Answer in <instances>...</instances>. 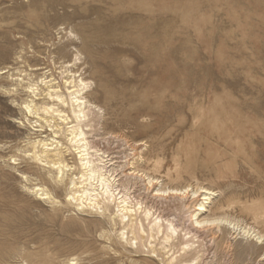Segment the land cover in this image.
Instances as JSON below:
<instances>
[{"label": "rangeland", "instance_id": "rangeland-1", "mask_svg": "<svg viewBox=\"0 0 264 264\" xmlns=\"http://www.w3.org/2000/svg\"><path fill=\"white\" fill-rule=\"evenodd\" d=\"M67 62L98 107V148L120 146L110 136L129 140L141 172L165 188L209 186L219 197L205 216L229 215L264 234V0H0V264H164L174 253L157 258L147 242L130 244L113 210L79 209L69 187L27 156L33 136L16 105L27 96L11 91V78L37 82L51 71L62 82ZM120 177L136 210L142 202L190 240L188 195L153 199L143 178ZM38 185L51 201L29 190ZM215 228L192 232L197 263L264 264L254 235Z\"/></svg>", "mask_w": 264, "mask_h": 264}, {"label": "bare ground", "instance_id": "bare-ground-1", "mask_svg": "<svg viewBox=\"0 0 264 264\" xmlns=\"http://www.w3.org/2000/svg\"><path fill=\"white\" fill-rule=\"evenodd\" d=\"M67 48L69 49V47ZM52 61L54 60L52 59ZM73 65L75 66V64ZM73 65L68 64V62L62 65L61 67L62 82L55 79L51 71L44 72L43 77L37 82H35V80H32L29 77L30 76L29 74H27L29 77L28 80L24 78L27 77V75L26 76L17 75L11 78V80L14 81V85L11 91L17 92L19 90L18 88H20L24 91V93L27 96L26 97L24 95L26 98L24 99L22 97L24 100H22L21 103L16 104L17 106H19V109L23 114L24 122H20L22 124L21 126L24 127L25 125H27L30 129V136L31 135L33 136L29 138L27 143V145H29L31 148L30 151L26 152L27 156L30 157L31 160L35 163L34 166L36 165L37 167L42 168V171L44 170L47 171L46 174H48L49 179L53 183L61 184L63 186L66 185L69 187L70 193L67 196L68 201L74 202L79 209H92L94 211L102 210V212L104 213V214L102 213L103 215L113 210L112 216L122 226V228L120 229V235L123 239L126 238L127 241H130V244L131 242H135V244L138 245L139 242L140 243L139 247L141 248L144 247L146 245L145 243L147 242L149 246V253L152 255L156 254L157 258L168 256L170 255V252L174 251V253L171 256L162 259V262L164 264H194L193 262H196L195 264H201L199 262L197 263V261H199V257L202 254V251L200 249L199 250L195 249L193 243L196 239V234L193 235V233L194 232L199 233L203 231L207 232L209 227H213V226H215L218 231L219 230L226 231L227 229L228 230L231 229L234 232L239 231V234L241 231L244 235L247 236L254 235V238H256L258 243L260 244L264 243V234L256 232V230H254L251 227H247L248 224L244 225L240 221H236V219L235 220L228 219L227 217L229 215H226L227 217L225 218V217H220L221 215L219 214L220 215L219 218L216 217L214 219L207 217L208 215L205 216V214L208 211H210L209 206L213 203L214 197L217 196V192L210 190L208 188L209 186L207 188L198 187L197 189H190L191 186L190 187L185 186V188L182 189H171L170 187L165 188L163 187L162 182L158 180L160 178L156 179L154 175L153 178L141 172L137 168L138 166L137 161L138 160L143 161L144 158L138 155L140 154L141 151L140 149H137L138 146L136 144L135 146L137 147L135 148L134 144L131 145L128 142L129 140L126 141L121 137L119 138L116 136H110L115 140L117 139V141H120L119 142L120 146L112 147L111 150L108 149L103 150L100 149L101 147L98 148L97 146L100 145L96 141L100 140L99 138L101 137L99 136L102 135L104 130L102 119L98 118V116L97 118H94V116L97 115L96 112L99 111L98 107L95 106V104L90 100V94L85 89L86 82H84L82 75L79 74L78 70L76 71L73 70V68H75ZM36 70H44V69L41 68ZM0 73L5 74L6 71H1ZM95 142L98 145H95L96 144ZM114 144L116 145V143ZM110 146L108 147L110 148ZM137 151H139V153L136 155L135 152ZM130 152L132 154L135 153L136 155V156L133 155L135 158H133L132 160L130 159V155H131ZM126 168H128V170H125ZM119 171H121L120 174L118 173ZM122 175L124 179L126 176L138 177L137 179L134 178L135 180H139V177L143 178L144 189L150 194V196L153 197V199L156 198L157 200L158 199L160 200V198H165L167 195L181 196L184 198L187 197L188 195V197L192 199L191 202L189 201L190 204H186V205L187 206L190 205L193 209L192 215L190 214L192 218V224H191L192 228L190 227V229L193 230L192 231L193 233L190 231L185 235H187L188 236L187 239L190 240L187 241L186 243H182L183 240L182 235L180 236L177 234V237L175 236V230L177 228L176 229L174 228L172 222L173 220L171 221L167 219L164 222V224H160L158 220H160L161 218L157 217V215L156 217L154 214L152 215L154 209L152 210L151 208H146L145 206H144L145 208H143V203L142 202L138 203L137 200L135 202L138 203V205H141V207L138 210H136L135 207H133V205L129 202L128 193H127V190L129 191V189H127L124 185L121 186V184H118L119 182L118 178L119 176H121L120 178H122ZM126 180L128 179L126 178ZM129 182L131 183V181ZM130 183L127 185L128 187ZM29 190L32 191L33 193H36L37 196L39 195V197L42 200L51 201L53 199L52 197L53 194L50 193L51 190L49 191L43 187H40L39 185L34 186ZM139 198L140 197H138V199ZM168 210L170 211L169 208ZM172 219L175 218L173 217ZM147 221L148 224L146 225ZM129 234L132 235L131 238L129 237ZM157 239L159 241L160 248H157V245L153 246V243L156 242ZM230 245L232 246V244ZM175 248H181V249L180 251L176 252Z\"/></svg>", "mask_w": 264, "mask_h": 264}]
</instances>
